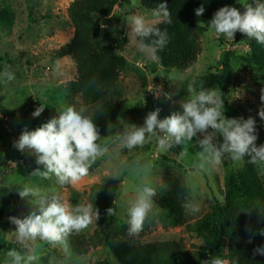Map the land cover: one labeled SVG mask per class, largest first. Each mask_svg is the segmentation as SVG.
Listing matches in <instances>:
<instances>
[{"label":"rangeland","instance_id":"1","mask_svg":"<svg viewBox=\"0 0 264 264\" xmlns=\"http://www.w3.org/2000/svg\"><path fill=\"white\" fill-rule=\"evenodd\" d=\"M74 1L0 0V8L10 5L15 19L11 27L0 26V74L7 69L15 75L12 81L0 77V151L5 154L4 162L0 164V191L11 198L17 217L22 218L34 210L26 199L20 198L18 189L24 185L39 187L49 195L55 191L71 207L91 203L94 211L98 209L99 219H94L81 233L92 234L96 229L109 225L129 244L168 245L192 257L195 249L191 245L187 225L194 224L211 211L214 198L220 197L226 165L231 162L232 167L239 168L242 161L233 162L225 156L219 166L210 167L207 171L198 170L195 167L199 163L197 152L202 149L196 144V137L186 146L183 154V146H176L167 153L160 152L155 139L143 148L128 150L117 139V134L123 131L117 118L140 127L146 115L157 108L161 110L160 119L174 111H182L179 101L188 98L187 85L191 84L198 91L194 86L196 78L223 74L222 60L227 56L232 73L228 86L224 91L217 85L212 88H219L229 108L234 110L233 113L232 109L226 112L224 105L222 111L225 118H254L258 133L256 144H264V120L258 115L260 109L264 108V102L260 99L261 89H264V68L247 61L251 53V39L237 32L234 40H228L208 27L211 20L205 21L199 33L201 53L193 67L187 72L165 71L157 59H146L131 39L128 17L141 15L148 21H155L152 10L142 7L140 0H123L109 18H100L103 32L98 45H112L115 53L122 56L128 66L120 73L119 86L113 95L117 103L116 114L106 120L98 141L108 144L109 153L97 159L89 168V174L75 187L61 186L54 175L51 179L31 175L38 167L43 170V166L36 164V157L29 151L22 153L13 145L25 128L35 130L58 117L68 104L79 101L77 98L68 101L65 89L66 84L77 77L74 62L68 57L53 60L54 52L73 38L74 27L68 16V7ZM253 2L234 0L232 7L243 11V5ZM29 7L37 8L35 19H31ZM124 37L125 45L121 42ZM157 89L160 90L159 98L155 93ZM165 94H171V99H166ZM103 101L88 107L85 114L90 115ZM41 105L44 111L39 117H33L32 113ZM110 123L115 125L111 132L108 131ZM216 135L215 142L222 143L219 133ZM197 136L203 138L202 134L198 133ZM136 160L150 162V172L141 175L132 173L129 169ZM261 174L264 178V172L261 171ZM141 185L155 188V197L174 190L180 196L181 205L186 200L191 201L200 210L193 214L185 212L183 225L164 228L159 224H150L138 237H131L128 235L127 208ZM110 207L115 209L116 215H107L106 209ZM160 212L154 202L149 215ZM14 231L15 225L9 218H4L0 235L6 244L11 245L10 249L15 248L24 256L37 255L39 259L32 264H96L100 260L118 264L105 246L90 248L85 255L74 253L69 246L70 254H65L60 246L54 247L40 240L28 242L25 247L17 242ZM5 259L6 253L0 250V264H4Z\"/></svg>","mask_w":264,"mask_h":264},{"label":"clouds","instance_id":"2","mask_svg":"<svg viewBox=\"0 0 264 264\" xmlns=\"http://www.w3.org/2000/svg\"><path fill=\"white\" fill-rule=\"evenodd\" d=\"M205 12L203 5L195 9L197 17ZM155 21H148L144 16L132 15L128 17L131 27V39L140 53L148 60H156V52L163 49L168 42L167 31L156 26L157 22L171 23V14L166 3H160L152 10ZM208 27L219 36L234 40L237 32L254 38L257 43L264 45V2L254 0L253 3L243 5V11L236 7L224 6L213 15ZM103 27V25H102ZM138 38V39H137ZM151 38L150 43L146 41ZM0 77L7 81L15 79L14 73L5 69ZM188 98L179 101L182 111H174L163 119L159 118L160 109L150 111L143 126L128 124L118 117L123 131L117 134L122 147L132 150L143 148L156 140L158 150L169 152L176 146H186L196 137V144L202 149L197 152L198 170L207 171L223 162L227 156L233 162L242 161L245 156L250 157V163L257 165L264 172V144L257 146L258 133L256 121L249 117L225 118L224 100L219 88L206 89L201 86L197 91L191 84L187 85ZM159 98L160 90L155 92ZM171 99V94H165ZM260 99L264 102V89H261ZM44 106L36 108L33 117H39ZM87 108L81 106L77 110L68 106L59 112L58 117L29 131L25 128L19 138L14 141V147L20 151H29L36 157V164L42 165L43 170L36 168L31 175L43 179H51L54 175L61 185L75 187L89 174V168L95 161L109 153L107 143L101 144L100 130L91 115H86ZM258 115L264 120V108ZM115 125H108L111 132ZM209 129L212 131L210 132ZM202 134L200 139L197 134ZM223 137L222 143H216V134ZM152 164L136 160L129 170L136 174H147ZM117 178V177H113ZM156 189L149 185H141L136 189V196L129 201L127 208L128 235L138 237L143 231L145 221L154 207ZM21 199H26L34 206L28 215L12 216L9 220L15 225L16 240L25 247L28 242L36 240L60 246L65 254H70L68 237L73 233H80L99 219V211L93 210L91 203L77 204L71 207L63 201L55 191L49 195L39 187L24 185L18 189ZM115 202V201H114ZM113 202V203H114ZM187 214L199 212V206L191 201L182 204ZM108 216L116 215L113 207L106 209ZM251 212V210L247 211ZM264 235V231L261 232ZM264 256V246L253 250V256ZM39 257L35 254L22 255L15 248L6 252L4 264H32ZM204 264H229L228 260L213 257Z\"/></svg>","mask_w":264,"mask_h":264},{"label":"trees","instance_id":"3","mask_svg":"<svg viewBox=\"0 0 264 264\" xmlns=\"http://www.w3.org/2000/svg\"><path fill=\"white\" fill-rule=\"evenodd\" d=\"M123 0H75L68 7V16L74 27L70 42L54 52L53 60L68 57L77 71L76 79L69 81L65 89L68 101L77 98L76 104L70 103L77 110L103 101L90 115L98 129L103 131L106 120L116 114L117 103L113 95L119 86L120 73L127 70L126 60L115 53L110 44L98 45L103 32L100 18H109L112 11ZM166 3L171 14V23L158 22L162 31L166 30L168 42L156 52L162 68L187 72L196 63L201 53L199 33L202 23L211 20L221 7L232 6L234 0H140V5L153 10L158 4ZM204 6L202 16L195 15V9ZM31 19H35L37 8L29 7ZM35 15V16H34ZM14 11L10 5L0 8V26L11 27L14 24ZM138 39V38H137ZM151 38L147 40L150 43ZM121 42L125 45L126 38ZM251 53L247 61L259 68H264V45L251 39ZM223 74H212L195 79V87L211 89L214 85L224 91L231 77V66L227 56L222 60ZM224 105L229 108L223 96ZM233 110V109H232ZM234 110L232 111V113ZM223 142V137L219 134ZM5 154L0 151V164ZM245 156L241 167L226 165L223 187L220 197L214 198L212 209L194 224L187 225L191 245L195 254L190 257L183 250L173 249L162 244H129L123 241L111 228L96 229L92 234L73 232L68 237L71 250L78 255H85L90 248L107 247L118 264H204L213 257L229 261V264H264V256H253V250L264 246V178L257 165L249 162ZM174 190L154 197V202L161 212L148 215L143 231L150 224L164 228L177 227L186 221L185 211ZM251 210V212H247ZM16 216V208L11 198L0 191V228L4 218ZM17 217V216H16ZM11 245L6 244L0 235V250L5 253ZM96 264H113L109 260H100Z\"/></svg>","mask_w":264,"mask_h":264}]
</instances>
